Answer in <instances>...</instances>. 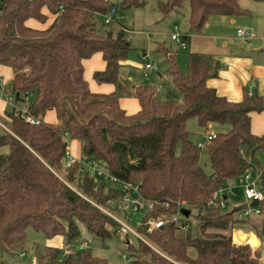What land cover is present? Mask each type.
I'll return each mask as SVG.
<instances>
[{
  "label": "trees",
  "instance_id": "1",
  "mask_svg": "<svg viewBox=\"0 0 264 264\" xmlns=\"http://www.w3.org/2000/svg\"><path fill=\"white\" fill-rule=\"evenodd\" d=\"M185 2L190 6V30L196 34L203 32L211 16L247 13L239 0H167L158 1V6L169 13ZM145 5L144 0L121 3L123 10ZM114 7L110 0H0V68L13 70L14 101L28 100L26 114L35 119L27 121L15 107L5 111L6 118L0 116V257L23 249L32 227L48 238L64 236L67 244V249L37 245L36 264H109L94 254L90 240L78 248L74 243L82 230L102 239L117 233L118 222L98 205L107 207L120 190L97 182L79 161L64 167L67 134L82 142L89 160L139 183L142 195L158 203L154 211L144 213L136 229L151 244L131 233L124 235L131 263L260 264L259 253L249 243L238 244L232 231L239 224L249 225L263 239L264 200L261 215L247 220L236 217L232 209L208 203L225 181L264 169L257 158L264 150V135L251 131V113L264 111V95L254 91L250 96L246 90L242 100H229L209 85L220 69L213 57L191 52L185 73L176 54L159 45L179 92L160 100L155 87L139 85L135 96L141 108L128 114L120 98L129 94V84L119 71L135 46L124 26L112 27L120 23L119 13L114 21L105 22ZM44 9L57 15L52 25L45 30L28 26L30 19L46 22ZM100 17L111 28H101ZM98 52L106 69L96 71L94 78L116 86L108 94L92 92L84 75V60ZM50 110L56 111L58 123L45 121ZM191 118L205 128L213 123L231 125L207 144L212 173L201 165L204 150L187 129ZM182 209L195 211L196 226L190 219L188 231L175 222L154 226V220ZM131 235L136 244L129 240Z\"/></svg>",
  "mask_w": 264,
  "mask_h": 264
},
{
  "label": "crops",
  "instance_id": "2",
  "mask_svg": "<svg viewBox=\"0 0 264 264\" xmlns=\"http://www.w3.org/2000/svg\"><path fill=\"white\" fill-rule=\"evenodd\" d=\"M239 3L241 7L247 10V13L239 16H211L201 34L191 32L188 18V22L184 30L185 33H183L184 35L180 33L183 37H185V39H187L186 49L188 48L189 43L193 52L206 53L207 55L213 57V59H215V61L220 64L218 76L210 79L209 85L215 88L220 95L225 96L232 101L242 100L244 92L246 90H248L249 92L255 91V93L257 92L260 95H264V0H239ZM181 7L176 8L169 13H163L157 5V12L158 14L163 13L165 16L170 17L173 11H176L178 13ZM44 13L47 15L46 22H40L36 19H30L27 21V25L39 30H45L49 28L55 21L57 15L51 13L48 9H44ZM240 29L248 31L251 36H240ZM139 33V36L137 35L136 37L130 38L135 48H143V50L147 52L153 42H156V44H158L157 46L164 45L160 40H153V33ZM141 60V69L143 70L145 75H149L151 71L158 68L157 66V68H153L148 73H145V64L154 62L148 53H143ZM165 60L168 66L166 56ZM84 68L85 79L88 81L90 90L92 92L108 94L115 91L116 86L114 84L99 83L94 78V74L96 71H103L106 69V61L104 60L103 54L101 52L95 53L91 58L85 59ZM13 78L14 73L10 67L2 66L0 68V89L2 85H8V98L10 99V101L12 96L10 85ZM122 80L126 81L129 84V94L124 95L120 98V105L128 114H134L141 108L140 102L135 96V90L137 86L142 84H134L133 82H130L123 78ZM172 92H174V90L169 91V96ZM24 102H27L26 108L18 109L23 112L28 110L29 105L28 100ZM9 106L10 105L7 103V101L0 97V116L5 117V111ZM44 119L49 123L59 122L57 113L54 110L48 111ZM251 131L256 135H264V111H254L251 113ZM66 140L69 144V154L74 155L77 158H81L83 155L82 142L70 137H66ZM261 178L264 185V169H262ZM236 182L237 179L227 180L224 182L223 186L234 185L236 184ZM237 190L238 196L240 195V192L243 194L242 189ZM241 203H239L238 205H242ZM251 229L252 228H249V225L239 224L238 228H235L232 231L233 239L238 244H251L253 248L259 253L261 263L262 261H264V237L263 240L260 241V238L256 235L255 231ZM82 233H84V236L88 238V240L83 243V245H86L91 239V235L88 234L86 230H82ZM47 246L67 249V244L65 242L64 236L49 238Z\"/></svg>",
  "mask_w": 264,
  "mask_h": 264
},
{
  "label": "rangeland",
  "instance_id": "3",
  "mask_svg": "<svg viewBox=\"0 0 264 264\" xmlns=\"http://www.w3.org/2000/svg\"><path fill=\"white\" fill-rule=\"evenodd\" d=\"M123 0H110L111 4L118 9V13L120 14L121 20L120 23H114L112 27L115 29L124 26L126 28V34L128 38L139 36V32H149L153 35V40H160L163 44L170 48L172 52L176 54L177 61L183 72L187 73L188 71V61L189 54L193 52L191 50V46L188 43V48L184 49L181 44L172 40V34L174 33H185L186 24L189 18V5L188 2H185L182 7L179 9V12L173 11L170 17L165 16L163 13L158 14L157 5L158 1H167V0H144L146 5L143 8L133 7L127 10H123L121 7V3ZM216 16V15H215ZM99 26L101 28H111L104 24L102 17L97 19ZM177 27V28H175ZM190 41V40H189ZM158 44L153 42L150 46L149 50L146 52L143 48H135L132 50L128 56V58L123 62L120 67V77L126 79L134 84H142V85H151L158 90L159 99L165 100L169 96V91L174 90L177 94L179 91L176 89L173 79L168 73V66L166 64L165 56L162 52L158 51ZM147 50V49H146ZM143 53H148L152 58L153 65L158 66L157 69L150 72L149 75H145L143 70L141 69L142 60L141 57ZM178 91V92H177ZM9 87L8 85L1 86L0 89V97L5 99L7 103L10 105L8 108L16 107V111L19 108H26L27 102H14L10 101L9 97ZM6 118V116H5ZM231 128V125L225 124L221 125L218 123L210 124L209 128H205L200 125L197 118H191L187 121V129L191 133V139L195 144H199L200 142L205 143V139L210 133L217 132H227ZM181 145H179L180 152ZM203 153L201 154V165L208 173H212L213 169L210 162V156L208 153L207 145L203 147ZM257 158L263 166L264 161V150H260L257 153ZM258 170H262L259 168ZM259 187H264L262 183V178L258 181ZM245 197L240 192V195L236 197V199H231L229 201V207L226 210H230L232 206L238 205L239 203L245 201ZM143 212H127L126 215H122L119 213V216L126 220L129 225L135 229L141 223ZM240 216L239 212H236V217ZM190 220L192 221L194 226L198 224L195 221V211H192ZM235 228H238L236 226ZM234 228V229H235ZM250 228V227H249ZM252 230V229H251ZM254 231V230H253ZM82 233L81 236L77 239V242L74 243V247L78 248L79 245H82L84 242L88 240ZM91 244L93 242V250L94 254L98 257L107 259L109 264H134L127 263L123 258V254L131 257L130 252L127 250V236L119 235L118 233L114 234L112 237L102 239L98 236L91 235ZM49 238L42 232H38L34 228L30 227L27 230V242L23 249H18L12 254H6L0 257L4 261V264H36V246L40 245L41 247H45L48 244ZM129 240L131 242L137 243V239L134 236H130ZM263 239H260L262 241ZM127 241V243H126ZM190 252L192 255L196 253V250L191 248ZM24 254V255H22ZM260 264H264L262 261Z\"/></svg>",
  "mask_w": 264,
  "mask_h": 264
},
{
  "label": "built area",
  "instance_id": "4",
  "mask_svg": "<svg viewBox=\"0 0 264 264\" xmlns=\"http://www.w3.org/2000/svg\"><path fill=\"white\" fill-rule=\"evenodd\" d=\"M1 16V12H0ZM119 17L117 8H111L109 13L105 15V22L110 23ZM239 35L242 37L251 36L248 31L244 29L239 30ZM172 39L182 45L183 48L187 47L186 42L183 40V36L177 32L172 34ZM153 68H157L152 63H146L144 66L145 73H148ZM249 95L252 96L253 92L250 91ZM11 100L14 101L13 96H11ZM24 117L27 121L34 123L35 119L26 114V111L23 112ZM66 137L68 135L66 134ZM216 137V133H210L205 139V143L200 142L198 147L203 148L205 147L213 138ZM242 152L243 149L241 150ZM77 161L85 164L88 166L90 174L92 177L95 178L97 182L106 181L112 187L117 188L120 190V195L118 198L110 199L107 202V207L98 205L106 214L114 218L118 222V230L117 233L119 235H125L127 233H131L148 244H151L148 240H146L135 228L131 227L129 223L119 216V213L122 215H126L127 212H151L155 210V207L158 203L154 200H150L144 197L141 193L140 184L134 181H128L121 179L120 177L110 173L108 170H105L99 166V163L95 160H89L86 155H82L81 158H77L74 155L68 154L67 158L64 160V167L68 168L71 167ZM262 170H257L256 172L248 171L241 175L238 179L236 184L234 185H226L222 186L218 191L213 193L212 198L210 199L208 205L209 206H216L220 207L222 210H226L229 207V201L231 199H235L238 196V190L242 189L245 201L241 204H248L247 208H244L240 211L241 219H249L251 217L260 216L262 213L261 203L264 200V190L258 186V181L261 179ZM96 189L98 187L96 186ZM254 201H258L259 204L257 206H251V203ZM182 206H186V202L181 203ZM236 205L232 206L233 209ZM183 210L180 211L177 215H173L169 218H160L157 221L154 220V226L156 228L163 227L167 222H175L179 224V229L183 231H188L191 227L189 219L190 217L185 216ZM181 219H186L187 221L182 223ZM24 255V254H22ZM122 258L127 262H132V257H129L126 254H123Z\"/></svg>",
  "mask_w": 264,
  "mask_h": 264
},
{
  "label": "water",
  "instance_id": "5",
  "mask_svg": "<svg viewBox=\"0 0 264 264\" xmlns=\"http://www.w3.org/2000/svg\"><path fill=\"white\" fill-rule=\"evenodd\" d=\"M259 204L258 201H254L251 203V206H257ZM248 207V204H242V205H238V206H235L233 209H232V212H238L244 208H247ZM183 213L185 214L186 217H189L190 216V213L191 211L189 209H184L183 210Z\"/></svg>",
  "mask_w": 264,
  "mask_h": 264
}]
</instances>
